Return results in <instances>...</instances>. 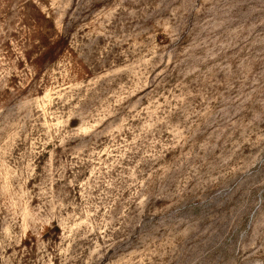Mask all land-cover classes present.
I'll use <instances>...</instances> for the list:
<instances>
[{
    "label": "rangeland",
    "instance_id": "374dc122",
    "mask_svg": "<svg viewBox=\"0 0 264 264\" xmlns=\"http://www.w3.org/2000/svg\"><path fill=\"white\" fill-rule=\"evenodd\" d=\"M0 264H264V0H0Z\"/></svg>",
    "mask_w": 264,
    "mask_h": 264
}]
</instances>
